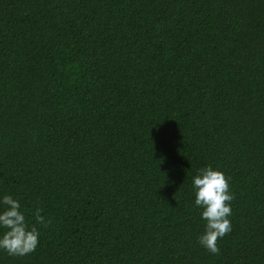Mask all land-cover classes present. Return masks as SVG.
<instances>
[{
	"label": "trees",
	"instance_id": "1",
	"mask_svg": "<svg viewBox=\"0 0 264 264\" xmlns=\"http://www.w3.org/2000/svg\"><path fill=\"white\" fill-rule=\"evenodd\" d=\"M209 165L235 196L216 255ZM5 195L52 224L0 264H264V0H0Z\"/></svg>",
	"mask_w": 264,
	"mask_h": 264
},
{
	"label": "clouds",
	"instance_id": "2",
	"mask_svg": "<svg viewBox=\"0 0 264 264\" xmlns=\"http://www.w3.org/2000/svg\"><path fill=\"white\" fill-rule=\"evenodd\" d=\"M229 181L230 178L223 171L210 165L198 169V174L193 178L195 206L203 209L202 218L206 221L205 232L199 237V243L213 255L220 253L218 241L232 231L231 202L235 196L230 191ZM0 203L4 205L0 211V227L7 230L0 236V250L16 257L31 254L39 244L37 225L47 228L52 220L46 219L41 215L42 209L37 208L36 223L29 227L19 200L5 195Z\"/></svg>",
	"mask_w": 264,
	"mask_h": 264
}]
</instances>
